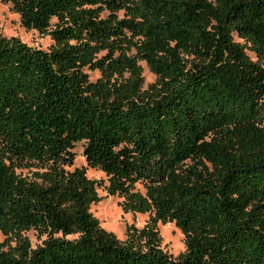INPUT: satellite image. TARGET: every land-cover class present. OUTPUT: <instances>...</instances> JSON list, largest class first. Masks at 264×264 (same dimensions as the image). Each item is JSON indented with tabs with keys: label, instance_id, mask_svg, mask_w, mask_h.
Wrapping results in <instances>:
<instances>
[{
	"label": "trees",
	"instance_id": "obj_1",
	"mask_svg": "<svg viewBox=\"0 0 264 264\" xmlns=\"http://www.w3.org/2000/svg\"><path fill=\"white\" fill-rule=\"evenodd\" d=\"M1 2L51 43L0 35V264H264V0ZM78 142L106 194L149 214L124 240L70 169Z\"/></svg>",
	"mask_w": 264,
	"mask_h": 264
},
{
	"label": "rangeland",
	"instance_id": "obj_2",
	"mask_svg": "<svg viewBox=\"0 0 264 264\" xmlns=\"http://www.w3.org/2000/svg\"><path fill=\"white\" fill-rule=\"evenodd\" d=\"M0 35L4 37H17L21 41L33 47L47 48L51 43L48 36H42L33 29H25L19 23V16L12 11L10 5L3 3L0 0ZM236 39V38H235ZM250 57L254 58L253 53L247 51ZM142 66L143 87L146 88L148 84L154 82L155 75L150 72L144 62H140ZM89 79L94 81L99 73L97 71H87ZM82 142H78L73 151L75 157L74 167H85L86 176L90 179L99 181L96 184V191L100 201L90 205V211L99 220L100 225L108 231H112L120 240L126 239L125 230L128 226L133 225L136 228H142L148 221V213H131L124 212L120 206L122 198L119 196H110L106 194L105 185L107 183L105 174L97 169L87 167L84 158L82 157ZM136 187L142 190L138 184ZM157 229L161 236L160 247L170 253L172 256H177L184 250L183 236L179 229L172 222L165 224L157 223ZM24 235L29 239L32 247H35L41 242L44 236L38 235L34 230H28ZM4 236L0 233V241Z\"/></svg>",
	"mask_w": 264,
	"mask_h": 264
}]
</instances>
